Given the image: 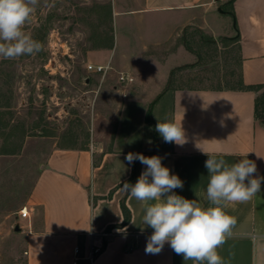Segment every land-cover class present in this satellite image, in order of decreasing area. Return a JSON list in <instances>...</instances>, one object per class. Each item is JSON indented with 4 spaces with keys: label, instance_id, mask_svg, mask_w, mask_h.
<instances>
[{
    "label": "rangeland",
    "instance_id": "obj_1",
    "mask_svg": "<svg viewBox=\"0 0 264 264\" xmlns=\"http://www.w3.org/2000/svg\"><path fill=\"white\" fill-rule=\"evenodd\" d=\"M139 6L141 0H39L25 31L43 50L0 57V264H18V213L54 144L158 151L167 143L156 125L170 121L167 98L155 101L163 81L238 85V48L226 32L235 24L230 15L215 11L174 33L168 19L159 18L155 26L147 13H115ZM183 44L197 54L185 74H169L178 63L174 58L159 65L151 58L156 50L166 53L167 46L176 50ZM107 63V73L88 70ZM130 69L134 82L120 83L118 72Z\"/></svg>",
    "mask_w": 264,
    "mask_h": 264
},
{
    "label": "crops",
    "instance_id": "obj_2",
    "mask_svg": "<svg viewBox=\"0 0 264 264\" xmlns=\"http://www.w3.org/2000/svg\"><path fill=\"white\" fill-rule=\"evenodd\" d=\"M228 1L219 7L212 0H141L138 8L115 13H147L156 19L155 26L168 19L174 22V33L215 11L230 15L235 24L226 32L237 44L239 79L244 86L264 85V0H234L223 8ZM167 47L166 53L156 50L151 58L158 65L174 58L178 63L168 69L169 74H185L187 64H195L192 60L197 54L184 44L175 46L176 50ZM173 82V77L168 85L163 81V92L155 101L167 98L170 121L181 123L187 137L182 146L167 143L155 151V146L130 150L118 145L78 148L54 144L47 151L23 205L30 217L18 215L23 242L18 264H90L87 257L94 246L102 247V252L92 264H194L177 255L168 243L157 254L145 251L153 230L142 223V204L122 191L136 161L129 164L126 156L154 152L183 181V188L173 190L175 194L206 204L205 153L222 156L229 164L251 159L257 165L255 175L264 177V124L255 117L260 90ZM146 167L141 164V173ZM123 201L131 212L124 226ZM226 211L237 224L218 249L224 264H264V182L253 199L230 204Z\"/></svg>",
    "mask_w": 264,
    "mask_h": 264
},
{
    "label": "clouds",
    "instance_id": "obj_3",
    "mask_svg": "<svg viewBox=\"0 0 264 264\" xmlns=\"http://www.w3.org/2000/svg\"><path fill=\"white\" fill-rule=\"evenodd\" d=\"M38 4L39 0H0V57L17 59L43 50L41 42L25 31ZM156 131L166 143L182 146L187 142L181 123L158 121ZM205 154L206 204L175 194L173 190L183 188V181L171 174L160 156L127 154L129 164L139 160L147 166L135 184L125 183L122 187L142 204V223L153 230L147 240V253L157 254L168 243L185 261L224 264L218 249L232 236L237 224L226 208L253 199L261 191L264 177L255 175L257 165L251 159L229 164L222 156Z\"/></svg>",
    "mask_w": 264,
    "mask_h": 264
},
{
    "label": "trees",
    "instance_id": "obj_4",
    "mask_svg": "<svg viewBox=\"0 0 264 264\" xmlns=\"http://www.w3.org/2000/svg\"><path fill=\"white\" fill-rule=\"evenodd\" d=\"M234 0H230L228 1L224 6L223 8L228 5H232ZM238 85H241L242 87H245V88H249V89H257V90H260L261 88L264 87V85H259V86H244L241 82V79H239L238 81ZM149 117V116H148ZM255 117L257 118V120H259L260 118H263L264 120V94H259L256 98V105H255ZM149 119V118H148ZM153 155H156L154 152L153 153H150L148 156H153ZM141 162L139 160H136L135 161V165H134V168H133V172H132V175L131 177L126 181V183H129V184H135V182L137 181L138 177L141 175V169H140V166H141ZM122 209H123V213H124V221L122 223V225H127L130 220H131V212L130 210L128 209V207L126 206L125 204V201H123L122 203Z\"/></svg>",
    "mask_w": 264,
    "mask_h": 264
},
{
    "label": "built area",
    "instance_id": "obj_5",
    "mask_svg": "<svg viewBox=\"0 0 264 264\" xmlns=\"http://www.w3.org/2000/svg\"><path fill=\"white\" fill-rule=\"evenodd\" d=\"M226 1H228V0H212L213 3H224ZM88 70L94 71L97 73H107L108 70H111V66L110 65H97L96 66V65L90 64L88 66ZM118 81L122 84L132 83V82H134V77L128 72L120 71V72H118ZM19 214L22 218H29L30 217V212L27 209V207L21 208ZM110 232L109 233L106 232L105 235L106 236L111 235ZM101 252H102V247H100V246L92 247V249L90 250L89 255L87 257L89 263L92 264L94 262V260L96 259V257ZM76 253H79V248H76Z\"/></svg>",
    "mask_w": 264,
    "mask_h": 264
},
{
    "label": "water",
    "instance_id": "obj_6",
    "mask_svg": "<svg viewBox=\"0 0 264 264\" xmlns=\"http://www.w3.org/2000/svg\"><path fill=\"white\" fill-rule=\"evenodd\" d=\"M221 11H223L222 9H220ZM21 230V227L18 225L15 226V231L19 232Z\"/></svg>",
    "mask_w": 264,
    "mask_h": 264
}]
</instances>
